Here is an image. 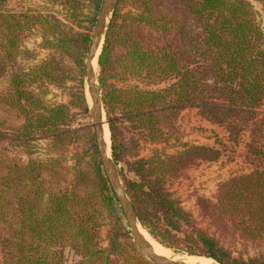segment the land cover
Returning a JSON list of instances; mask_svg holds the SVG:
<instances>
[{
    "label": "trees",
    "instance_id": "trees-1",
    "mask_svg": "<svg viewBox=\"0 0 264 264\" xmlns=\"http://www.w3.org/2000/svg\"><path fill=\"white\" fill-rule=\"evenodd\" d=\"M45 1L60 6L64 18L46 6L15 9L0 0V264H151L119 240L122 210L93 135L72 126L68 105L44 98L49 85L65 83V58L83 65L103 0ZM253 2L264 15V0H118L98 56L111 157L133 175L124 186L140 226L166 248L219 264H264V29ZM34 34L53 53L25 66L21 60L34 54L24 42ZM76 97L87 112L83 92ZM185 108L222 128L229 143L243 144L249 167L220 182L212 198L196 197L205 227L168 183L232 145L183 142L173 154L137 152L140 141L177 136ZM82 131L88 148L69 159L58 153ZM39 140L48 141L45 158L33 157ZM105 214L113 225L103 247ZM238 244L256 248V256L244 259Z\"/></svg>",
    "mask_w": 264,
    "mask_h": 264
},
{
    "label": "rangeland",
    "instance_id": "rangeland-1",
    "mask_svg": "<svg viewBox=\"0 0 264 264\" xmlns=\"http://www.w3.org/2000/svg\"><path fill=\"white\" fill-rule=\"evenodd\" d=\"M253 4L255 6V9L259 13V21L261 23L262 28L264 29V15L261 11V6L257 2H253ZM10 5L15 9L37 8L40 10H43V7L46 6L47 9H50V11L53 12V14H56L59 18H64L61 13L62 10L60 6L57 5L51 6L50 4H47L45 0H10ZM85 13H87V10H85ZM83 24L86 27L90 25L86 21L83 22ZM94 27L95 25L91 28V31L89 32L90 35H92ZM73 28L75 31H81V32L87 31L86 29L78 28L75 25H73ZM40 43H41V37L38 34H34L30 38L25 40L24 46L34 54V58L30 60H21V63L25 64V66L33 65L43 59H46L50 54L53 53V50L51 49L42 48ZM86 53H85V57H86ZM84 62L83 65L79 67L71 59L65 58L64 64L66 65V67H68L67 79L65 83L62 85V87L49 85L47 89L48 92L44 98L50 104L64 103L68 105L70 110L69 112L71 116L72 126L77 129L88 128L91 135H93L94 143L96 146L94 128L89 113V105H88L89 97L86 94V87H85L86 85L84 83ZM98 75H99V67L97 66V72L95 74V78H97V84H96L97 87L99 84ZM4 84H5L4 80H0V90L2 89ZM81 92H83L86 98L87 112H83L80 109V107L76 105L78 104V98L76 96ZM3 116H5V112H3L2 109H0V117ZM103 123H105L107 126L109 151L111 152L110 133L107 125L108 122L106 120L105 110L103 112ZM124 124L125 126L128 125L127 123ZM176 128H177V136L173 137L166 143L155 145L140 141L139 147L137 149L139 157L150 156L154 149H159L167 154H173L180 149V143L183 142H187L189 144H197V145L202 144V145L217 146L218 145L217 141H221V142H225L227 145H232L231 147L232 151L223 153L218 160L213 162H201L196 166H192L186 169L185 172L180 177L170 180L168 183V187L170 188L171 191L174 192V196L181 201V205L184 207V209L192 213L193 217L196 218L199 224L202 227H205L207 225V222L199 216V209L198 206L196 205V197L204 196V197L212 198L220 182L228 179L234 174L247 172L249 170L248 165L244 162L242 158L243 144L235 146L229 143L226 140V134L224 130L214 124H211L207 120L201 118L197 114V110L194 108H185L179 113L176 120ZM81 134L82 135L79 142L72 144L69 148H65L64 151H59L58 153H62V155H65L69 159L73 152L81 151L84 147L88 148L89 146L87 139L88 136L85 137V135H83L84 131H82ZM125 136H127V138H134L131 132H126ZM47 142H48L47 140H39L36 143L35 153L33 154V157H40V158L46 157L48 153ZM15 152L18 156H21L23 160L27 159V156L23 153V151L16 149ZM98 157H99V153H98ZM89 158L90 157H87L86 160H89ZM72 163H73L72 160L67 161L68 165H71ZM115 166L117 169L118 176L123 184L125 177H130V178L133 177L132 173L128 172L124 164L118 163L115 164ZM119 223H120L119 232L123 233V236L119 237V240L122 244L124 243L123 246L125 247V249L131 250V252L141 255L145 257L149 262H151V264H155L135 244L132 238L130 228L123 214L122 216H120ZM112 225L113 222L111 218L105 214L104 224L100 230V244L103 247L107 246L108 233L109 230L112 229ZM124 231H128L129 233H124ZM141 231L154 243L161 245L152 236H150L146 230L142 228ZM161 246L162 248L164 247L163 245ZM164 249L167 250L171 256L173 257L175 256L177 258L196 256V255H188L186 252L183 251L175 252L171 248L164 247ZM236 250H239L241 252L240 254L244 259H248L249 257L256 256V252H257V249L252 246H248L247 248H245L240 244L237 245ZM238 253L239 252H234L235 255H240ZM65 255L69 262L72 259H74V255L68 249L65 250ZM198 257H204V256H198ZM211 262L213 264H219L213 259H211Z\"/></svg>",
    "mask_w": 264,
    "mask_h": 264
},
{
    "label": "water",
    "instance_id": "water-1",
    "mask_svg": "<svg viewBox=\"0 0 264 264\" xmlns=\"http://www.w3.org/2000/svg\"><path fill=\"white\" fill-rule=\"evenodd\" d=\"M117 2L118 0H103L102 1L100 10L97 15L95 27L91 35V38H90V42L88 45L85 62H84V83L86 85L85 87L89 91L90 98H91V105H89V113H90L93 128H94L96 147L99 153L102 168L118 200L119 206L122 210V214L124 218L126 219V222L130 228L132 238L135 244L155 264H179L177 262L169 260L166 257L154 254L148 242L144 239V237L138 231L137 223L139 222L137 220V217L131 205L130 199L126 193L125 186L121 182L118 176L117 169L111 158V155L107 156L106 150H105L103 129H102V124H103L102 113L104 112V108H103V103H102L101 96L99 93V89L95 84V79L92 74L91 61L96 54L101 37H103V40H104V34L106 31L109 19L112 15V12L116 8ZM97 63H98V57H97Z\"/></svg>",
    "mask_w": 264,
    "mask_h": 264
},
{
    "label": "bare ground",
    "instance_id": "bare-ground-1",
    "mask_svg": "<svg viewBox=\"0 0 264 264\" xmlns=\"http://www.w3.org/2000/svg\"><path fill=\"white\" fill-rule=\"evenodd\" d=\"M102 44H103V37H101V40L99 42V46H98V49L96 51V54L91 61V70H92L93 77L95 79V84H97V78H95V74L97 72V66H98L97 57H98V54L101 50ZM86 94L89 97L88 105H91V98H90V94H89V91L87 88H86ZM102 121H103V113H102ZM102 128L104 130L103 138H104V145H105L106 154H107V156H110L111 152L109 151L108 130H107V126L105 123H103ZM137 229L141 233V235L144 237V239L148 242V244H149V246H150V248L154 254L166 257L169 260H172V261L177 262L179 264H213L211 262V259L205 258V257H198V256H189L186 258H177L175 256L173 257L170 255V253L167 250L164 249V247L162 248L161 245L154 243L152 240H150L147 236H145L142 233V231H141L142 228L140 226V223H137Z\"/></svg>",
    "mask_w": 264,
    "mask_h": 264
}]
</instances>
